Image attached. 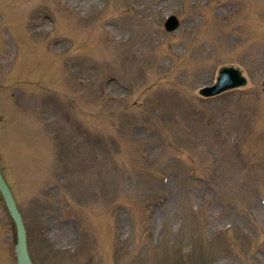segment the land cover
I'll return each instance as SVG.
<instances>
[{
  "label": "rangeland",
  "instance_id": "374dc122",
  "mask_svg": "<svg viewBox=\"0 0 264 264\" xmlns=\"http://www.w3.org/2000/svg\"><path fill=\"white\" fill-rule=\"evenodd\" d=\"M0 163L36 264H264V0H0Z\"/></svg>",
  "mask_w": 264,
  "mask_h": 264
},
{
  "label": "water",
  "instance_id": "95a60500",
  "mask_svg": "<svg viewBox=\"0 0 264 264\" xmlns=\"http://www.w3.org/2000/svg\"><path fill=\"white\" fill-rule=\"evenodd\" d=\"M0 189L5 197L8 208L14 217L17 228H18V242L16 245V253L19 264H34L27 241V230L24 223L22 213L20 212L17 201L11 191L10 186L8 185L2 171L0 168Z\"/></svg>",
  "mask_w": 264,
  "mask_h": 264
}]
</instances>
